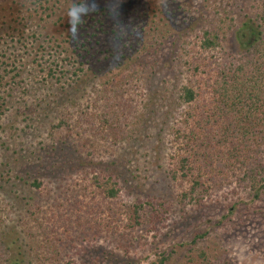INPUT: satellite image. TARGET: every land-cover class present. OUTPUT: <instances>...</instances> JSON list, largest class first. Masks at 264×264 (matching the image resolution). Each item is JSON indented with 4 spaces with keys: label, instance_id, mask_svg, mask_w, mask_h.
<instances>
[{
    "label": "rangeland",
    "instance_id": "obj_1",
    "mask_svg": "<svg viewBox=\"0 0 264 264\" xmlns=\"http://www.w3.org/2000/svg\"><path fill=\"white\" fill-rule=\"evenodd\" d=\"M82 2L0 0V264H264V183L242 179L264 164V96L221 94L259 0H90L73 26Z\"/></svg>",
    "mask_w": 264,
    "mask_h": 264
},
{
    "label": "trees",
    "instance_id": "obj_2",
    "mask_svg": "<svg viewBox=\"0 0 264 264\" xmlns=\"http://www.w3.org/2000/svg\"><path fill=\"white\" fill-rule=\"evenodd\" d=\"M259 8L260 11L256 12L253 16L246 15L244 24H243V32L240 34L242 38L246 37L247 41L246 44H249L251 42H257L256 45L251 44L250 48L245 51V53L241 57H237L235 60L232 58L231 60H228L229 67L227 72L225 73V76L229 79L228 82H225L227 86L224 84L222 85L223 92L221 93L224 98H232L235 103H239L241 105H244L246 103L253 106V108H256L259 106L260 101H262L264 96V86L262 78L264 77V0H259ZM256 34L257 38L254 39L252 36ZM199 44L201 49L204 50H211L216 49L220 45V40L222 38L221 32L218 29L212 28V29H205L202 31L200 37H198ZM253 46V49H252ZM224 71V69H223ZM233 88V89H232ZM232 89V90H231ZM263 89V90H262ZM182 93L180 94L182 100L184 102H192L195 101L197 98V95L194 90H192L189 87H182ZM234 103V104H235ZM259 104V105H258ZM188 109H190V106H188ZM200 113V114H199ZM200 120L203 117V113L196 112L193 110H189V112L185 115L187 118L189 117H195ZM238 121H236V124ZM229 126L234 125L232 123H228ZM202 128L201 125H199L197 128ZM255 125H252L251 123L247 124V126H242V134L245 135H252L255 132L256 137H261L262 130L259 128H253ZM200 128V129H201ZM244 128V129H243ZM236 133H234V136ZM233 136V137H234ZM226 139V138H225ZM203 143L202 147L203 149L198 151L201 157V155H205V148L208 145L207 142L204 141V139L201 141ZM219 142L214 144L215 147L218 146ZM199 147V146H198ZM244 148V149H243ZM182 147L180 146V150ZM216 151L214 153H218L219 149L215 148ZM233 150L228 152V155H230V158L234 157V151H241L246 152L249 150L248 153L253 151V149L250 147V145L246 143H242L241 146H233ZM184 150V149H183ZM207 154V153H206ZM216 155V154H215ZM250 155V154H249ZM178 159L180 160V168L177 170L176 173H180V175H184V177H188L191 172L190 169V161L188 160L187 156L183 154V152L179 151L177 152ZM239 156V154H236V158ZM212 159V158H211ZM251 159L252 162L248 161ZM244 163L247 164H254L253 167H247L243 171V177L242 179L247 182V184L253 188L257 189L258 186L262 183H264V164L259 161V159L252 158L251 156H246V159L243 160ZM248 166V165H247ZM215 167H217L220 172L221 169L224 167H228L227 164L224 162H216ZM189 170V171H188ZM175 172L173 175L176 174ZM183 177V178H184ZM107 182H109V186L105 189L107 191V194H109L111 197L117 195L118 189L115 186V183H112V180L110 178L106 179ZM111 183V184H110ZM202 186L199 178H192L191 188L189 190L190 194H194L199 192L198 187ZM206 190V189H205ZM188 192V194H189ZM198 197V196H197ZM195 197V198H197ZM194 198V196H193ZM194 198V199H195ZM62 264H74L72 261H66Z\"/></svg>",
    "mask_w": 264,
    "mask_h": 264
},
{
    "label": "clouds",
    "instance_id": "obj_3",
    "mask_svg": "<svg viewBox=\"0 0 264 264\" xmlns=\"http://www.w3.org/2000/svg\"><path fill=\"white\" fill-rule=\"evenodd\" d=\"M93 8L94 5L90 3V0H83L82 3H73L67 10L69 23L73 26L79 25L82 22V17L86 16Z\"/></svg>",
    "mask_w": 264,
    "mask_h": 264
}]
</instances>
